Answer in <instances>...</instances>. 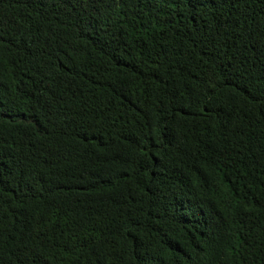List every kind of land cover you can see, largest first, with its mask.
<instances>
[{
	"label": "trees",
	"instance_id": "trees-1",
	"mask_svg": "<svg viewBox=\"0 0 264 264\" xmlns=\"http://www.w3.org/2000/svg\"><path fill=\"white\" fill-rule=\"evenodd\" d=\"M0 264H264V0H0Z\"/></svg>",
	"mask_w": 264,
	"mask_h": 264
}]
</instances>
